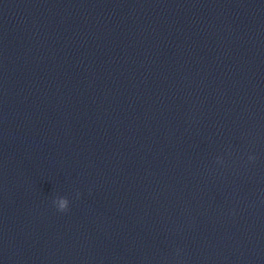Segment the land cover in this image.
I'll return each instance as SVG.
<instances>
[{"label":"water","instance_id":"obj_1","mask_svg":"<svg viewBox=\"0 0 264 264\" xmlns=\"http://www.w3.org/2000/svg\"><path fill=\"white\" fill-rule=\"evenodd\" d=\"M0 264H264V0H0Z\"/></svg>","mask_w":264,"mask_h":264},{"label":"clouds","instance_id":"obj_2","mask_svg":"<svg viewBox=\"0 0 264 264\" xmlns=\"http://www.w3.org/2000/svg\"><path fill=\"white\" fill-rule=\"evenodd\" d=\"M250 160H254V156L249 157ZM53 204L57 207L58 211L64 212L67 211L68 205H69V200L66 197H61L59 198V201L57 203L56 200H53Z\"/></svg>","mask_w":264,"mask_h":264}]
</instances>
